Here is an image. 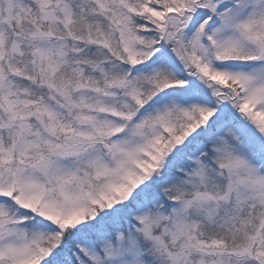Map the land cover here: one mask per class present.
<instances>
[{"label":"snow or ice","instance_id":"6c2138e0","mask_svg":"<svg viewBox=\"0 0 264 264\" xmlns=\"http://www.w3.org/2000/svg\"><path fill=\"white\" fill-rule=\"evenodd\" d=\"M0 264H264V0H0Z\"/></svg>","mask_w":264,"mask_h":264}]
</instances>
